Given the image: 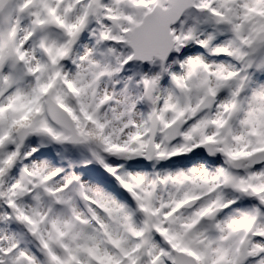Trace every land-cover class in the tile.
<instances>
[{"label": "snow or ice", "instance_id": "6c2138e0", "mask_svg": "<svg viewBox=\"0 0 264 264\" xmlns=\"http://www.w3.org/2000/svg\"><path fill=\"white\" fill-rule=\"evenodd\" d=\"M0 264H264V0H0Z\"/></svg>", "mask_w": 264, "mask_h": 264}]
</instances>
